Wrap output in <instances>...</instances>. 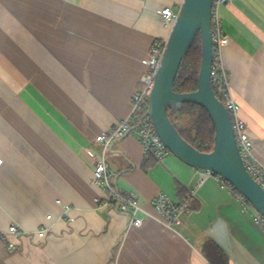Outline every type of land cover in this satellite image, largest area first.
<instances>
[{
  "label": "crops",
  "instance_id": "0c3cea01",
  "mask_svg": "<svg viewBox=\"0 0 264 264\" xmlns=\"http://www.w3.org/2000/svg\"><path fill=\"white\" fill-rule=\"evenodd\" d=\"M182 2L0 0V229L51 226L42 242L11 236L15 249L0 239V264H264L253 207L172 153L145 157L134 130L107 157L144 222L127 227L126 215L97 205L106 193L93 182V138L130 114L142 59L171 31L158 10ZM221 10L231 91L264 165V0ZM161 192L190 195L173 228L154 209Z\"/></svg>",
  "mask_w": 264,
  "mask_h": 264
},
{
  "label": "built area",
  "instance_id": "2783aa9c",
  "mask_svg": "<svg viewBox=\"0 0 264 264\" xmlns=\"http://www.w3.org/2000/svg\"><path fill=\"white\" fill-rule=\"evenodd\" d=\"M230 1L231 0H213L212 3L211 29L213 39V62L211 66V83L217 97L223 102L231 114L235 137L246 168L264 187V165L254 154V142L248 131L246 122L239 114L240 105L233 97L229 73L223 60V48L229 43V37L223 28L221 6ZM158 12L161 14L162 21L165 25L172 28L178 17L179 8L175 9L172 5H165L159 9ZM166 43L167 40H155L151 46L150 53L142 59L145 70L140 77V85L133 92L130 114L119 119L110 129L97 133L93 138V142L101 146L100 150L92 153L94 159L93 182L106 193L105 201H98L97 205L101 209L115 210L126 215L127 227L141 226L144 222V217L141 213L146 212V209L139 200L136 191L129 190L123 192L115 185L112 179V167L107 153L111 145L117 139H120L134 130L141 142L145 157H155L161 160L171 154L170 149L159 136L152 118L147 114L149 94L155 83L156 72L161 64ZM2 160L3 158L0 156V164ZM206 171L208 174L212 173L215 175L221 182V185L227 187L236 197L251 205L248 199L230 182L219 174L213 173L208 169ZM191 194H194V192L191 191L190 195ZM190 195L179 200L173 199L167 193L161 192L154 197V209L166 227L173 228L180 222L181 214L189 211ZM253 209L255 210V220L264 232V216L254 207ZM68 211L69 207L64 210V214L67 215ZM48 217H50V215ZM50 227L51 226L45 224L33 230H27L13 222L8 225L7 229H0V239L6 241L9 248L15 249L18 248V246L15 242L9 241L11 236L16 238L27 237L31 240L37 239V242H42L47 237ZM112 263L113 261L111 264Z\"/></svg>",
  "mask_w": 264,
  "mask_h": 264
},
{
  "label": "water",
  "instance_id": "95a60500",
  "mask_svg": "<svg viewBox=\"0 0 264 264\" xmlns=\"http://www.w3.org/2000/svg\"><path fill=\"white\" fill-rule=\"evenodd\" d=\"M212 3L213 0H183L180 5L149 94L147 114L172 154L197 168L208 169L222 176L264 216V187L246 168L235 137L231 114L217 97L211 83ZM198 33L202 41L198 86L193 91H177L174 84L180 65ZM187 102L202 105L214 123L215 135L211 151L199 150L191 144L169 116L170 108L177 110Z\"/></svg>",
  "mask_w": 264,
  "mask_h": 264
},
{
  "label": "trees",
  "instance_id": "16d2710c",
  "mask_svg": "<svg viewBox=\"0 0 264 264\" xmlns=\"http://www.w3.org/2000/svg\"><path fill=\"white\" fill-rule=\"evenodd\" d=\"M201 56L202 41L201 35L198 33L188 53L182 60L174 84L175 90L193 91L197 88ZM187 108H189L188 110L190 111H187ZM192 110L197 112L196 119L192 124L186 126L185 128H181L177 124L176 118L172 116V112L191 114L193 112ZM168 113L174 125L185 139H187L199 150H212L214 144L215 126L207 110L202 105L187 102L177 110L170 108Z\"/></svg>",
  "mask_w": 264,
  "mask_h": 264
},
{
  "label": "rangeland",
  "instance_id": "374dc122",
  "mask_svg": "<svg viewBox=\"0 0 264 264\" xmlns=\"http://www.w3.org/2000/svg\"><path fill=\"white\" fill-rule=\"evenodd\" d=\"M189 108H187V111H190V110H188ZM172 116L174 118H176L177 124L181 128H185L186 126H188L194 122V120L196 119V116H197V112L193 111L191 114H188V113L181 114V113L172 112Z\"/></svg>",
  "mask_w": 264,
  "mask_h": 264
}]
</instances>
